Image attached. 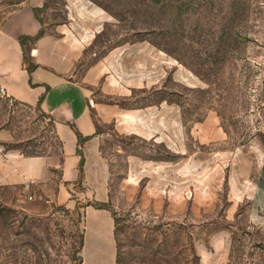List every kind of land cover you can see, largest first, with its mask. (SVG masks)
<instances>
[{
	"label": "rangeland",
	"instance_id": "obj_1",
	"mask_svg": "<svg viewBox=\"0 0 264 264\" xmlns=\"http://www.w3.org/2000/svg\"><path fill=\"white\" fill-rule=\"evenodd\" d=\"M92 1L113 17L107 30L112 43L150 42L193 78L178 75L175 85L160 89L193 132V162L186 165L183 155L163 145L110 138L105 148L116 174V246L99 245L88 234L81 253L86 202L74 210L46 200L38 189L0 187V264H78L81 256L83 264H202L199 245L212 251V237L224 232V264H264V235L248 220L249 204L231 203L244 192L239 188L233 196L232 185L241 187L264 170V0ZM50 5L40 14L44 28L64 19L63 1ZM9 11L0 7V21ZM0 116L14 134L7 151L59 155L45 115L0 94ZM120 147L176 165L142 170L143 182L129 186L127 197Z\"/></svg>",
	"mask_w": 264,
	"mask_h": 264
},
{
	"label": "crops",
	"instance_id": "obj_2",
	"mask_svg": "<svg viewBox=\"0 0 264 264\" xmlns=\"http://www.w3.org/2000/svg\"><path fill=\"white\" fill-rule=\"evenodd\" d=\"M50 1L0 0V7L10 10L0 21V89H4L0 94L45 115L60 153L28 157L7 151L14 134L2 125L0 116V187L24 193L38 189L46 200L74 210L86 202L84 245L88 234H95L99 245L116 246L112 213L89 205L114 201L116 174L105 143L119 137L163 145L168 152L183 155L186 165L192 164L193 132L181 109L162 97L160 89L165 83L175 85L178 75L188 82L193 78L150 42L112 43L107 30L113 17L92 0H62L64 19L44 28L40 14L51 7ZM79 136L90 139L80 146ZM117 153L126 162L122 185L127 197L129 186L143 182L142 170L158 173L176 165L146 160L140 152L123 147ZM245 183L232 185L233 196L239 188L244 190L232 207L246 201L250 224L264 235V170ZM146 184V190L153 186L152 180ZM212 246L209 251L206 243L199 245L201 263L224 264L227 233L213 236Z\"/></svg>",
	"mask_w": 264,
	"mask_h": 264
},
{
	"label": "trees",
	"instance_id": "obj_3",
	"mask_svg": "<svg viewBox=\"0 0 264 264\" xmlns=\"http://www.w3.org/2000/svg\"><path fill=\"white\" fill-rule=\"evenodd\" d=\"M27 40H28L27 38H24L23 39V42L25 43V41H27ZM29 40H30V38H29ZM33 68L34 67L32 65V66L29 67V70H32ZM89 139H90L89 137L83 138V137L79 136L80 146H82ZM22 154L25 155V156H28V157L40 156V155H36V154H29V153H26V152H22ZM89 205L93 206L96 209L108 210L109 212H112L113 218L114 217L116 218L117 213L116 212H113L114 210H113L111 201L110 202H107V203L95 202V203H92V204H89ZM115 225L116 226L119 225V220L115 219ZM83 246H84V235L82 234L81 235V238H80V251H79L80 253H81V251L83 249ZM78 264H83V258H82V256L79 258V263Z\"/></svg>",
	"mask_w": 264,
	"mask_h": 264
},
{
	"label": "built area",
	"instance_id": "obj_4",
	"mask_svg": "<svg viewBox=\"0 0 264 264\" xmlns=\"http://www.w3.org/2000/svg\"><path fill=\"white\" fill-rule=\"evenodd\" d=\"M0 91H1V93H3L4 92V89L1 88Z\"/></svg>",
	"mask_w": 264,
	"mask_h": 264
},
{
	"label": "water",
	"instance_id": "obj_5",
	"mask_svg": "<svg viewBox=\"0 0 264 264\" xmlns=\"http://www.w3.org/2000/svg\"><path fill=\"white\" fill-rule=\"evenodd\" d=\"M34 53H35V51H34Z\"/></svg>",
	"mask_w": 264,
	"mask_h": 264
}]
</instances>
